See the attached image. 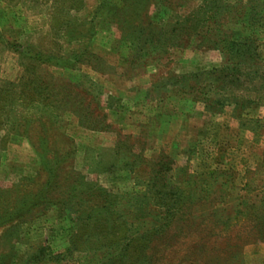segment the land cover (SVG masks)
Instances as JSON below:
<instances>
[{
  "label": "rangeland",
  "instance_id": "1",
  "mask_svg": "<svg viewBox=\"0 0 264 264\" xmlns=\"http://www.w3.org/2000/svg\"><path fill=\"white\" fill-rule=\"evenodd\" d=\"M155 229L149 264H264V0H0V264Z\"/></svg>",
  "mask_w": 264,
  "mask_h": 264
},
{
  "label": "trees",
  "instance_id": "2",
  "mask_svg": "<svg viewBox=\"0 0 264 264\" xmlns=\"http://www.w3.org/2000/svg\"><path fill=\"white\" fill-rule=\"evenodd\" d=\"M211 1V0H210ZM208 17V16H207ZM215 15H212V17H208V19H204V21H211L214 19ZM227 42V41H226ZM241 46H246V42H237V41H232L229 42L228 47H230V50H232L231 48L234 47L235 49H237L236 51H240V47ZM249 46V45H248ZM49 58H51V56L49 55ZM58 62V61H56ZM87 210V209H86ZM95 210V209H93ZM84 212V211H83ZM93 212L91 211H87L86 213H81L79 215L76 216V220L81 222V220L83 219L84 221L87 220H92L93 219ZM157 229L150 231L148 234H143V235H139L136 240H137V247H129L131 244V240L129 239L127 240L128 242L126 243V247L122 248L121 250H119L117 253L115 251H105V249H103V247H97L96 245L95 247H88L86 246V248L93 250V252L98 253V260H101L98 262V264H115V261L117 262V264H149V257L146 255L145 253V248H146V242L148 241L149 238H151V236H155L158 235L157 233ZM156 237V236H155ZM131 249H129V248ZM112 249V247H110ZM114 249V248H113Z\"/></svg>",
  "mask_w": 264,
  "mask_h": 264
}]
</instances>
